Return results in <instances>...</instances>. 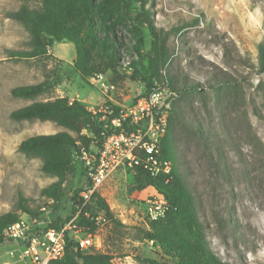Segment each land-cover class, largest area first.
I'll return each mask as SVG.
<instances>
[{"label": "rangeland", "instance_id": "1", "mask_svg": "<svg viewBox=\"0 0 264 264\" xmlns=\"http://www.w3.org/2000/svg\"><path fill=\"white\" fill-rule=\"evenodd\" d=\"M38 1L0 0V214L21 215L23 204L46 220L63 223L73 206V191L85 178L78 151L64 149L69 160L59 170L61 177L43 171L48 152L24 153L18 144L65 126L54 119L15 121L10 112L56 98L98 111L107 98L92 80L95 73L83 79L74 60L64 62L75 58L71 42L59 40L51 46L50 38L43 36L46 55L24 59L11 54L30 49L34 40L6 14L21 4L36 7ZM91 8L95 38H88L85 46L96 73L115 85L111 103L129 105L145 93L142 79L152 55L148 19L167 35L171 57L163 72L176 89L156 81L161 90L166 85L173 92L168 97L163 91L170 103L172 135L169 142L163 138V147L169 143L194 197L209 249L230 264H264V0H91ZM51 51L61 59L53 58ZM39 82L46 83L40 95L11 96L12 88ZM59 179L57 200L41 194ZM96 192L121 225L104 214L92 252L110 254L114 264H176L159 241L147 238L155 227L172 250L195 246L186 222L167 208L165 197L139 171L120 167ZM159 199L165 201L163 214L152 220L147 204ZM92 209L102 212L96 203ZM14 248L15 243L0 245L3 263L18 258L17 253L14 259L6 254Z\"/></svg>", "mask_w": 264, "mask_h": 264}, {"label": "trees", "instance_id": "2", "mask_svg": "<svg viewBox=\"0 0 264 264\" xmlns=\"http://www.w3.org/2000/svg\"><path fill=\"white\" fill-rule=\"evenodd\" d=\"M140 1L144 2V0ZM38 2L39 5L36 7L21 4L17 10L6 14V17L19 22L34 40V45L30 49L12 50L11 54L24 59L46 55L48 43L43 41V36H48L50 45L59 40L71 42L74 45L75 59L73 67L81 78L85 79L96 73L97 68L89 62L85 46L88 38H95L90 18L92 12L91 0H39ZM147 24L152 37V55L146 76L142 79L145 93H148L158 80L166 82L169 88L174 90L176 88L172 84L170 77L163 72L171 57L167 46L168 37L162 31L157 30L150 19H148ZM260 50V64L262 71H264V48L261 47ZM45 86V82L16 86L11 89L10 93L13 97L29 99L40 95L44 91ZM191 88L197 89L194 84L191 85ZM10 118L15 121L54 119L65 126L66 130L53 134L33 135L21 140L18 144V150L24 153L48 152L44 156L42 170L59 177H61L59 170L69 160V153L64 151V149L73 148L79 151L81 145L88 146L93 140H97L100 145L104 138L112 132V129L104 121L100 120L98 115L92 114L82 103L77 101L69 102L66 98L32 102L12 110ZM168 118L169 123L167 124L164 137L167 141L172 138L170 134V116ZM84 130L87 133H81ZM164 139L162 140V156L172 161L170 174H161L153 177L146 171L140 170L139 172L143 175L147 184L165 197L167 208L173 209L186 222L195 240V246L181 245L178 249L172 250L165 241L158 237L159 229L157 227L154 228L153 232L147 233V238L159 241L161 248L176 259V264H230L219 258L207 246L203 235V225L195 208L194 197L176 165L169 143L163 147ZM83 175L85 177L84 182L73 191L71 196L74 204L81 201L79 192L83 188L91 186L90 180L86 177L84 167ZM61 180L59 179L48 187L43 188L41 194L57 200L59 198L58 192ZM94 203L97 204L106 217L113 219L116 226L121 225L118 220L113 218L107 203L96 191L90 197L91 206ZM74 204L65 220L69 219L74 212ZM20 207L23 214L29 216L42 215L40 211H34L27 205L21 204ZM18 217L19 214L17 215L10 211L0 214V245L4 241L2 237L3 228L16 221ZM79 221L82 226L88 227L87 230L89 232L96 230L97 225L93 222L85 220L83 217ZM61 223L62 221L59 219H54L50 221L49 225L57 227ZM111 260L112 256L107 253L75 250V243L72 240H68L64 256L61 259L51 261L50 264H114Z\"/></svg>", "mask_w": 264, "mask_h": 264}, {"label": "built area", "instance_id": "3", "mask_svg": "<svg viewBox=\"0 0 264 264\" xmlns=\"http://www.w3.org/2000/svg\"><path fill=\"white\" fill-rule=\"evenodd\" d=\"M95 86L107 98L100 106L98 113L89 108L94 115L112 129L99 145L97 140L88 146H80L78 157L85 169L90 187L79 192L81 201L74 204V212L70 218L59 226H50L44 216L19 215L18 219L2 230L3 243H15L16 248L8 250L7 255L12 262L0 264H50L53 260L64 256L68 240L75 243V250L85 252L97 248L96 234L84 231L79 223L81 217L97 226L103 223V212L95 211L90 204V197L96 189L118 168L124 167L131 171H146L155 177L169 175L171 161L162 156L161 142L165 136L168 124L170 103L165 98L173 95L166 85L161 90L155 82L153 88L142 94L129 105L111 103L109 93L115 90V85L105 79L102 73L92 76ZM84 133L85 130L83 131ZM165 201L149 200L147 210L150 218L156 220L163 214ZM2 243V244H3Z\"/></svg>", "mask_w": 264, "mask_h": 264}, {"label": "crops", "instance_id": "4", "mask_svg": "<svg viewBox=\"0 0 264 264\" xmlns=\"http://www.w3.org/2000/svg\"><path fill=\"white\" fill-rule=\"evenodd\" d=\"M52 45H53V44H52ZM52 45H51V46H52ZM51 52H52V51H51ZM49 53H50V51H49ZM51 55H52L53 58L61 59L60 57H57L56 55H54L53 52L51 53ZM74 59H75V58H74ZM74 59H73V58H70L69 60L65 59L64 62H72Z\"/></svg>", "mask_w": 264, "mask_h": 264}]
</instances>
